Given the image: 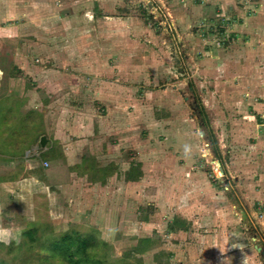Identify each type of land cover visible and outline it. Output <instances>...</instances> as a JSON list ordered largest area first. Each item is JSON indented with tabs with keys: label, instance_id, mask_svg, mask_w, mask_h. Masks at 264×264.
Wrapping results in <instances>:
<instances>
[{
	"label": "rangeland",
	"instance_id": "obj_1",
	"mask_svg": "<svg viewBox=\"0 0 264 264\" xmlns=\"http://www.w3.org/2000/svg\"><path fill=\"white\" fill-rule=\"evenodd\" d=\"M119 2L132 8L131 22L136 17L145 24L144 29L137 28V34L138 38L148 36V48L164 42V49L173 53L160 52L156 62L130 59L126 67L123 59L113 57L106 59L109 66L87 67L76 49L71 50V58H53L37 49L47 43L42 39L56 40L55 45L63 50L68 43L78 45L79 17L72 16L69 26L54 25L67 19V12L61 11L48 19L53 34L41 31L27 35L25 30L13 41L5 39L6 43L0 44L3 133L8 137L12 130L17 132L16 115L36 107L53 116L50 129L47 126L44 132L39 116L30 129L37 137L41 132L76 138L94 134L93 140L89 139L90 145L99 148L91 159L94 181H102L103 186L110 183L105 193L112 191L114 177L119 184L116 191L123 186L124 177L132 181V199L110 203L115 208L110 212L118 210L114 222L101 218L105 226L110 223L121 232L105 252L108 259L119 254L135 258L142 250L134 253L125 248L156 238L170 245L178 243L168 231L177 225L189 233L183 236V243L196 245H201V240L208 242L223 228L228 227L230 233L239 229L242 242L248 244L257 261L264 263V0ZM56 13L52 10L50 14ZM85 22L86 27L79 26L87 33L91 25ZM124 29L120 34L126 32ZM128 35L130 40L136 38ZM33 41L34 48L28 50ZM155 64L164 68L155 72ZM168 65L175 69L166 68ZM118 82L121 86L125 82L132 90L131 96L122 95L116 104L109 98L118 92ZM97 87L104 100L95 101L91 107L83 105L79 90H86L88 95ZM46 95L48 106L44 109L41 103ZM22 96L28 108L12 105ZM122 110L133 120L117 125L114 120L125 115ZM86 113L105 119V124L101 129H87L82 121ZM185 145L191 146L188 156ZM36 147L37 153H45L38 140ZM1 150L8 151L9 147ZM52 154L58 155L56 150ZM99 203L93 204L95 209ZM73 207L68 209L72 217L76 213ZM21 213L13 223L4 218L9 226L3 225L0 239L7 242L5 238L9 241L17 236L13 226H25L28 220ZM72 219L67 230L80 232L79 218ZM239 230L232 232L231 238ZM156 254L151 258L159 264ZM32 256L25 252L12 261L2 254L0 264H29Z\"/></svg>",
	"mask_w": 264,
	"mask_h": 264
},
{
	"label": "crops",
	"instance_id": "obj_2",
	"mask_svg": "<svg viewBox=\"0 0 264 264\" xmlns=\"http://www.w3.org/2000/svg\"><path fill=\"white\" fill-rule=\"evenodd\" d=\"M119 1L122 0H0V44L6 43L5 39L13 41L16 37L18 38L17 35H20V32L23 33L25 30L27 35H35V32L40 34L41 31L46 34H53L49 31L52 27L48 24V19L57 16L61 11H66L67 19L54 25L64 24L69 26L73 23L72 16L76 15L79 17V20L77 19L78 27H76L79 30V36H77V44L79 46L77 45L76 48L74 45L71 46V43H68L63 50L62 47L59 48L55 45L56 40L49 42V39H42L43 42L47 43H43V46L38 45L40 48L37 49H42L44 53L53 58L60 56L66 59L71 58L73 55L70 54L71 50L76 49L79 50L77 51L79 52V60L86 59L82 65H87V67H99L102 63L109 66V62L106 59H111L112 57L123 59L126 67L130 59H139L141 57L145 61L152 59L156 62L160 52L168 54L170 51L164 49L166 47L164 42H155V46L148 48L149 45L146 42L148 36L145 35L146 37L138 38L137 31L139 30L137 28L142 30L145 24L141 19L136 20L135 16L132 19L134 22H131L133 13H129V11L132 8H129L128 4H123ZM50 10H55L58 13L51 15ZM96 13L99 17L96 16ZM85 21H88V27L91 25L92 28L87 33L81 29V26L86 27ZM123 29L126 32L120 34ZM131 31H134V34H131ZM127 35L135 36L136 38L130 40ZM152 36L155 39L154 35L150 34L149 37L152 38ZM35 44V41L31 42L28 45V50L34 48ZM18 53L20 54L21 52L18 51ZM170 53L172 54L173 51ZM2 55L7 57V55L4 56V53ZM155 66L158 67L155 68V72L161 71L162 67L164 68V65L155 64ZM166 68L171 69L174 67L168 65ZM117 84H120L118 92L114 97L109 98L116 104L121 102L122 95L131 96L132 90L125 82L122 85L124 87L121 86L122 82ZM11 91L9 89V92ZM85 91L84 89L79 90V101L85 106L91 107L95 101L104 100L102 99L101 89H98V87L88 92V95H85ZM121 91L122 94L120 93ZM47 97L46 95L44 104L43 102L41 103L44 109L45 106H48ZM23 100H13L12 105L15 104L20 109L23 106L27 107L26 98H23ZM123 104L125 105L126 102L123 101ZM50 105L51 102H49ZM31 109H26L23 112L21 111L22 113L17 114V122H19L21 114L27 113L36 120V123L37 119L39 120V116L42 118L43 132L47 131V126L50 129V120L53 117L51 113L47 114L45 111L43 114L42 110L40 111L36 107ZM138 110L140 111V109ZM123 112L125 114V111ZM91 114L86 113L82 117V121L87 123V129L90 127L101 129L105 124V119L103 120L99 116ZM4 118L5 116L0 113V126H2L0 129V236L3 235V225L9 226L7 224L8 221L10 220L13 223L14 220L16 221V214L22 212L25 214L23 218H28L25 226L28 222H43L48 224L52 234L66 232L69 227L68 223L73 222L72 218L78 217L79 226L81 227L80 233L91 232L113 245L117 238L116 236L121 235V232H117L116 226L110 225V223L105 226L101 218L114 222L118 210L110 212V210L115 209L110 203L122 202V200L130 201L132 199V181L130 179L129 182L126 181L124 177L123 186L116 191V187L119 184H116L117 179L114 177L110 193H105L110 183L107 182L103 186L104 183L102 181H97V183L94 181L91 176V171L93 170L91 159L97 155L99 149L94 147V144H89V139L92 141L94 134H92V137L85 134L81 135V138H76L74 134V136L64 134L52 137L48 133L42 134L41 132L37 137L38 134L36 135V133H32L33 130H30L28 141L21 147L19 138L11 139L9 136L7 137L8 134L3 133L4 128L1 123ZM24 118L26 117L24 116ZM131 119L130 116L125 114L117 117L114 121L117 125L121 123L125 125L128 121L133 120ZM85 127L83 126L82 129H85ZM42 136L47 138L45 147L40 144ZM37 140L38 144L45 149V153L36 152ZM3 146H8L9 150L2 151ZM54 150L57 151L58 155L52 154ZM40 154H43L44 159L40 157ZM50 165L51 167L49 168ZM119 170H121L120 167ZM127 177L130 178V174ZM98 202H100L99 206L95 209L93 204ZM101 202L105 203L102 204V208L100 206ZM72 205L76 207V213L73 217L68 212ZM123 214L125 216L126 211ZM4 218L9 220L4 223ZM145 225L148 227L150 223L146 222ZM25 226L20 227L15 224L12 232H16L18 235ZM93 229L97 230L94 231ZM186 230V228L180 229L177 225L168 230L169 236L179 241L178 243L175 242L170 245L165 240H157L158 238H156L148 240L150 243L139 242L134 244L135 246L131 245L125 249H131L134 253L142 250V253L135 254L137 257L142 258V264H157L155 258L152 259L154 253H157L159 264L161 262L162 264H264L257 261V256L248 250V244L242 242L243 237L241 235L243 232L239 229L234 228L231 231L232 233L239 230V233L232 236L234 239L231 238L230 229L226 227L219 231L220 233H214L208 242L201 240V245L183 243V239L188 233ZM2 238L0 240L4 241ZM5 239L8 242L9 238ZM256 249L258 251L261 250V248L257 247ZM123 257L119 254V256L114 258Z\"/></svg>",
	"mask_w": 264,
	"mask_h": 264
},
{
	"label": "trees",
	"instance_id": "obj_3",
	"mask_svg": "<svg viewBox=\"0 0 264 264\" xmlns=\"http://www.w3.org/2000/svg\"><path fill=\"white\" fill-rule=\"evenodd\" d=\"M20 98L24 101L23 96ZM18 124V131L12 130L9 138H19L20 146L23 147L36 120L27 113L21 114ZM109 246L107 241L91 232L80 233L76 229H69L52 234L48 224L28 222L17 237L8 242L0 240V255L5 254V258L16 261L25 252H31L33 256L29 264H142V258L136 255L135 258L131 256V259L128 256L106 258L105 252Z\"/></svg>",
	"mask_w": 264,
	"mask_h": 264
},
{
	"label": "clouds",
	"instance_id": "obj_4",
	"mask_svg": "<svg viewBox=\"0 0 264 264\" xmlns=\"http://www.w3.org/2000/svg\"><path fill=\"white\" fill-rule=\"evenodd\" d=\"M184 153L186 156L190 155V153H191V146L190 145L184 146Z\"/></svg>",
	"mask_w": 264,
	"mask_h": 264
},
{
	"label": "water",
	"instance_id": "obj_5",
	"mask_svg": "<svg viewBox=\"0 0 264 264\" xmlns=\"http://www.w3.org/2000/svg\"><path fill=\"white\" fill-rule=\"evenodd\" d=\"M46 142H47V138L45 136H42L40 140L41 146H45Z\"/></svg>",
	"mask_w": 264,
	"mask_h": 264
},
{
	"label": "built area",
	"instance_id": "obj_6",
	"mask_svg": "<svg viewBox=\"0 0 264 264\" xmlns=\"http://www.w3.org/2000/svg\"><path fill=\"white\" fill-rule=\"evenodd\" d=\"M47 165V163H45Z\"/></svg>",
	"mask_w": 264,
	"mask_h": 264
}]
</instances>
